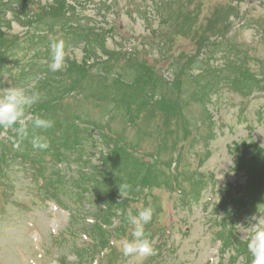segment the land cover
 Masks as SVG:
<instances>
[{"label":"rangeland","instance_id":"obj_1","mask_svg":"<svg viewBox=\"0 0 264 264\" xmlns=\"http://www.w3.org/2000/svg\"><path fill=\"white\" fill-rule=\"evenodd\" d=\"M59 41L68 66L53 72ZM0 55V94L35 88L55 100L38 116L67 142L46 136L49 147L35 149L30 137L35 161L0 166V264L38 252L39 264H251L239 225L264 215V0H0ZM143 62L155 74L141 81ZM84 63L90 78L69 95L62 72ZM143 99L153 104L135 112ZM9 132L17 137L15 126L0 130V155H13ZM119 136L136 155L112 151ZM101 184L125 200L103 232L93 225ZM125 207L154 209L145 232L156 255H122Z\"/></svg>","mask_w":264,"mask_h":264},{"label":"clouds","instance_id":"obj_2","mask_svg":"<svg viewBox=\"0 0 264 264\" xmlns=\"http://www.w3.org/2000/svg\"><path fill=\"white\" fill-rule=\"evenodd\" d=\"M50 51V70L53 72L65 70L68 65L63 42H53ZM41 100L42 94L35 88L9 87L0 94V128L11 129L19 125L15 129L17 142L14 147H19L20 143L30 137L33 148L47 149L49 147L46 136L40 133L53 127L54 122L39 116L32 117L31 121L26 119L28 110ZM29 123L31 128H29ZM153 213L154 209L151 207L142 208L135 215L131 208L128 209L127 221L132 226L130 233L132 238H125L121 241L120 251L124 257L143 261L157 254L153 242L148 239L145 232V226L151 222ZM250 220L254 221L250 227L239 226L246 235L251 264H264V215L253 216Z\"/></svg>","mask_w":264,"mask_h":264},{"label":"trees","instance_id":"obj_3","mask_svg":"<svg viewBox=\"0 0 264 264\" xmlns=\"http://www.w3.org/2000/svg\"><path fill=\"white\" fill-rule=\"evenodd\" d=\"M53 10H56V9H53ZM11 46H12V49H14L18 45L16 44V45H11ZM97 60H99V59H97ZM70 62H72V61L70 60ZM135 67H136V69L142 71L141 74H139V78H140L141 81L143 79H146V80L151 79V78H153V76L155 74V72L153 71V69H151L150 67H148L144 62H143V64L142 63L136 64ZM91 68L92 67L90 66V64L84 63L82 65L74 66V68H71L69 70H66V71H63L62 72L65 75V76H63L64 80L71 87L70 90L69 89H66V91H68V94L69 95H70L71 92L75 91L78 88V86L84 80L87 79V77L90 78V74H89L90 70L89 69H91ZM238 71L242 72L241 66L238 68ZM36 75H37V73L31 75V79L33 81L32 84H35L36 83ZM157 78L158 79H162V78H159L158 76H157ZM162 82L165 83V81L163 79H162ZM106 84H108L109 86H111V84H109V83H104V85H106ZM124 84L125 83H121L118 86L121 87ZM113 85H116V83H113ZM123 97L128 98L129 96H123ZM144 99H143V103L134 106L135 112L143 111V110L147 109L148 107H150L153 104V103H150L149 100L146 101ZM55 102H56L55 100L49 99L47 102H40V103L36 104L35 106H33L32 109H30L28 111V114H27L26 119L28 117H30V119L28 121H31L32 117H34V116L40 115L42 117V114H40V113L41 112H43V113L46 112L51 106L54 105ZM122 103H123L122 108H123V110H124V112L126 114L125 115L126 118H128L129 120H131V113H130L131 104L128 103L127 101H125L124 99L122 100ZM159 106H157V108ZM162 107H163L162 108V111L164 112V108H166V105H163ZM153 108H155V107L152 106L151 110H153ZM168 108L172 109L169 106H168ZM131 111H132V109H131ZM169 115H170L169 112L168 113H164V116L165 117H168ZM72 118H73L74 125L77 126L76 122L74 121V117H72ZM73 122L72 121L68 122L69 124L67 126L68 127H73ZM16 127H19V125H16L15 126V129H16ZM29 127H31V124L30 123H29ZM57 127H58V125H53V127L47 129L46 131H41L40 134L47 136L49 138V143L50 144H53L54 145V143H58L59 144L58 146L61 147V146H63L67 142L65 140H59L58 142H55V139H59V136L56 135V128ZM0 130H2V128H0ZM118 141L119 142H117L116 140L114 141V147H113L112 151H115V148L116 147H119L117 150H120V149H123L125 151L128 150V153L131 154L132 150L129 149L130 147L125 146V148H123L122 146H119L121 143L124 142L120 138V136L118 137ZM16 142H17V137L14 136V135H12L10 133L9 147L11 148L13 155L9 152L8 149H7V151H1L2 153H1L0 157L1 156L2 157H1V161H0L1 162L0 166H2V168L3 167L4 168H8L9 165H15L14 164V161L15 162H19L20 161L19 163H17V165H19L20 163H23L24 165H26L25 162L35 161V160H29L28 159V156L26 154L27 153V148L26 147H28V146L26 145L25 140L22 143L19 144V147H14V144ZM125 143H126V145H131L128 142H125ZM58 146H55V148H52V149H55L57 151V153H56L57 155H58V153L60 151V148H58ZM67 149H70V147L67 148ZM242 151L243 150H241V152ZM132 153H134V152H132ZM133 155H136V154L134 153ZM241 156H242V154H241ZM241 156H240V158H241ZM243 157H245L244 152H243ZM17 159L19 161H17ZM56 160H58V159H56ZM141 163L144 165V163L142 161H141ZM148 167L151 169L152 166L150 164H148ZM25 168H27V167H25ZM5 173H6V170L5 169H0V178H2V180H4V179L7 180L8 179V176H5ZM36 176L38 177V175H36ZM38 178H33V181H38ZM40 179H41V181H40L41 182V186L42 185H46L45 184V182H46L45 175H44L43 172L40 174ZM144 179L148 180L149 178H144ZM146 180H145V182H146ZM90 181L91 182H94L95 184L99 183V181L97 180V178H95L94 180L91 179ZM101 185H103V184H101ZM102 189H104L103 190V192H104V198L98 197L96 199L97 202H100L101 203L100 206L101 205H105L107 208H109L110 205L112 207H114L117 204L123 205L125 203V200L122 199V193H119V189L118 188L112 189V188H110V187H108L106 185H103V187L101 188V190ZM97 217H99V213L97 214ZM100 220L103 221V217H100ZM101 228H102L101 226L98 228L99 231H102Z\"/></svg>","mask_w":264,"mask_h":264}]
</instances>
